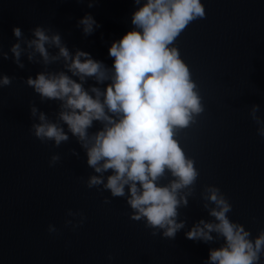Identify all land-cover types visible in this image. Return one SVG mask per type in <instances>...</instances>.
Returning <instances> with one entry per match:
<instances>
[{
	"label": "water",
	"instance_id": "1",
	"mask_svg": "<svg viewBox=\"0 0 264 264\" xmlns=\"http://www.w3.org/2000/svg\"><path fill=\"white\" fill-rule=\"evenodd\" d=\"M201 3L204 18L190 23L174 44L205 109L175 137L199 173L188 206L178 210V219L187 224L175 239L159 231L153 236L143 220H131L125 198H112L102 185L86 186L96 173L70 133L59 147L32 135L30 126L38 121L30 119V105L55 121L58 102L42 103L25 84L42 70L39 64L22 57L20 69L10 52L8 60L0 59V74L14 77L11 85L0 87V264H204L209 249L221 246L223 238L205 244L187 239L185 232L200 219H213L201 199L206 185L220 189L232 205L229 219L250 231V239L264 230V137L249 115L257 104L264 120V0ZM134 10L133 0H96L91 8L87 0H0V51L8 52L16 42L14 26L27 38L30 29L42 26L59 31L70 51L88 52L111 68L108 49L132 29ZM86 13L100 25L89 36L76 26ZM48 70H61V64ZM94 83L89 80L85 87ZM100 127L94 122L89 131ZM53 154L60 160L50 167ZM170 179L166 173L160 183ZM105 198L111 202L104 203ZM68 210L82 213L83 224L73 227L80 216H68ZM49 225L56 231L49 232Z\"/></svg>",
	"mask_w": 264,
	"mask_h": 264
},
{
	"label": "clouds",
	"instance_id": "2",
	"mask_svg": "<svg viewBox=\"0 0 264 264\" xmlns=\"http://www.w3.org/2000/svg\"><path fill=\"white\" fill-rule=\"evenodd\" d=\"M95 3L87 0L89 8ZM133 4L132 29L108 49L113 58L111 68L88 52L70 51L59 31L42 26L29 30L31 38L14 26L16 42L8 52L0 51V59L8 60L10 52L12 62L20 69L25 67L22 57L39 64L42 70L24 82L42 103L58 102L55 121L30 105V119L38 121L30 126L32 135L41 143L52 141L59 147L69 141L70 133L84 150L88 167L96 173L88 176L86 186L102 185L112 198H125L132 210L131 220H143L145 227L154 230L153 236L159 231L163 238L175 239L187 224L185 219H178V210L188 206L199 176L194 161L185 155L175 137L205 109L192 73L174 44L190 23L204 18L205 10L201 0H133ZM76 26L84 36L100 27L89 13ZM56 63L61 64V70H48ZM13 79L0 74V87L11 85ZM89 80L95 83L86 88ZM99 85H104L103 89ZM259 111L260 106L252 104L249 115L257 125V134L264 137ZM94 122L101 127L90 132ZM71 155L79 157L75 149ZM59 160L60 156L53 154L49 166ZM109 171L111 174L105 177ZM166 173L172 179L161 184ZM201 199L213 219L198 220L185 237L205 244L218 237L224 241L209 249L204 264H260L264 230L250 239V231L229 219L232 205L218 187L206 185ZM110 202L105 198L104 203ZM67 215L80 216L77 224L65 221L73 227L85 219L82 213L71 210ZM48 231L56 229L49 225Z\"/></svg>",
	"mask_w": 264,
	"mask_h": 264
}]
</instances>
